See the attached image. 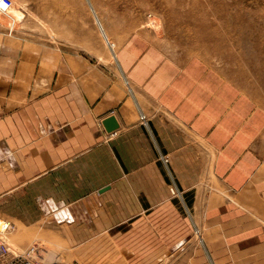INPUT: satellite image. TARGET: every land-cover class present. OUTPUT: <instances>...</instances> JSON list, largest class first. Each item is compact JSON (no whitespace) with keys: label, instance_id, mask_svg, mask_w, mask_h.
Returning <instances> with one entry per match:
<instances>
[{"label":"rangeland","instance_id":"374dc122","mask_svg":"<svg viewBox=\"0 0 264 264\" xmlns=\"http://www.w3.org/2000/svg\"><path fill=\"white\" fill-rule=\"evenodd\" d=\"M12 2L0 18V110L49 92L57 67H67L84 92L133 97L148 132L160 119L154 125L174 136H152L159 185L143 196L141 264L253 261L254 253L237 256L229 235L208 231L201 219L220 195L237 192L223 175L231 162L246 169L249 151L264 153V0ZM234 150L239 159L226 154ZM15 227L0 242L16 253L36 244L50 253L48 263L118 257L101 238L71 248L67 228Z\"/></svg>","mask_w":264,"mask_h":264},{"label":"crops","instance_id":"0c3cea01","mask_svg":"<svg viewBox=\"0 0 264 264\" xmlns=\"http://www.w3.org/2000/svg\"><path fill=\"white\" fill-rule=\"evenodd\" d=\"M58 68L49 92L0 110V218L11 223L10 231L67 228L66 240L76 244L71 248H89L101 238L104 249L118 253L110 264H141L136 235L143 196L159 185L152 136H174L169 127L154 125L160 119L151 121L155 134L148 132L131 107L133 97L130 103L108 90L86 93L72 68ZM111 115L119 129L107 135L101 121ZM226 154L236 160L240 153ZM263 154L249 151L246 169L231 162L223 175L237 182V192L220 195L201 219L208 231L229 235L228 248L237 256L254 253L248 264H264L258 258L264 254Z\"/></svg>","mask_w":264,"mask_h":264},{"label":"built area","instance_id":"2783aa9c","mask_svg":"<svg viewBox=\"0 0 264 264\" xmlns=\"http://www.w3.org/2000/svg\"><path fill=\"white\" fill-rule=\"evenodd\" d=\"M12 7V0H0V18L8 17ZM140 120L143 125H147L145 116L141 115ZM11 229L12 225L9 221L0 219V236L10 232ZM42 253L44 251L36 245L27 250L24 255H14L3 242H0V259L3 260L2 264H58L57 262H45ZM6 257L10 259L7 260Z\"/></svg>","mask_w":264,"mask_h":264},{"label":"water","instance_id":"95a60500","mask_svg":"<svg viewBox=\"0 0 264 264\" xmlns=\"http://www.w3.org/2000/svg\"><path fill=\"white\" fill-rule=\"evenodd\" d=\"M101 126L107 135L114 134L119 129V124L114 115L102 120Z\"/></svg>","mask_w":264,"mask_h":264},{"label":"bare ground","instance_id":"6f19581e","mask_svg":"<svg viewBox=\"0 0 264 264\" xmlns=\"http://www.w3.org/2000/svg\"><path fill=\"white\" fill-rule=\"evenodd\" d=\"M4 18H6V17H4ZM6 234H7V233H6ZM6 234H5V235H6ZM5 235H1V236H0V239H1V237H4ZM6 246H7V247H8V249L10 250V247H9L8 245H6ZM33 246H36V245H32V246H31V247H29L27 250L31 249ZM27 250H25V252H24V253H16V252H14V251H12V250H10V251H11V253H12V254H14V255H15V254H21V255H24V254L26 253V251H27ZM44 255H47V256H48V255H50V254H48L46 251H44V253H43V258H44V261H45V262H47V260H45V257H44ZM57 263H58V262H57ZM58 264H62V263H61V262H59Z\"/></svg>","mask_w":264,"mask_h":264}]
</instances>
